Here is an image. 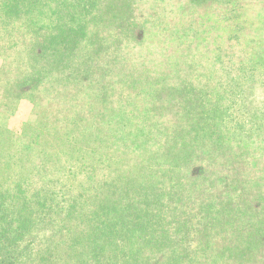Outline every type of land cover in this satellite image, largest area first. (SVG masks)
Instances as JSON below:
<instances>
[{"label": "trees", "instance_id": "trees-1", "mask_svg": "<svg viewBox=\"0 0 264 264\" xmlns=\"http://www.w3.org/2000/svg\"><path fill=\"white\" fill-rule=\"evenodd\" d=\"M149 1L0 0V82L41 129L25 141L0 113V264H264V118L240 129L222 107L264 76V0H179L188 75L123 109L111 79L165 31ZM236 53L249 63L227 86L212 71ZM39 225L61 241L30 260Z\"/></svg>", "mask_w": 264, "mask_h": 264}, {"label": "rangeland", "instance_id": "rangeland-1", "mask_svg": "<svg viewBox=\"0 0 264 264\" xmlns=\"http://www.w3.org/2000/svg\"><path fill=\"white\" fill-rule=\"evenodd\" d=\"M152 4L154 6H150V1L143 4L145 8L144 18L150 19L151 22L159 23V29L163 28L165 31H163V34H159L160 32L153 33V36H150L151 40L149 42H145L148 41L147 38L143 40L144 43L135 42L130 45L127 56L129 64L124 62V65L130 69L133 67L131 65L135 63L138 68L136 71L133 70L126 75V82L128 81L129 83L126 91L124 90L126 82L124 83V79L120 81V76H114L110 81L108 93L110 96H113L115 101L117 97L126 98L130 93V97L120 102L119 107L123 109L135 107L134 104L136 102H144L147 96H152L146 83H151L153 79L158 78L167 82L183 78L184 73L188 75V58H190L188 56V15L183 10L180 11L179 7L182 4L179 0H156ZM168 30L172 31L173 34L175 31H178V36L183 32L186 33H184L185 36L183 35L181 40L178 37L176 40L177 35H173L171 38V36L167 35ZM233 56L226 67L225 65L221 66L223 71L225 68L227 69L226 74H222L220 72L221 69L218 70L220 66L219 61L216 62L217 68L215 67L216 69L212 71L219 77L225 78L227 86H236V81L241 80L240 76L242 75L244 65L247 67L249 63L246 60L244 61V59L241 60V57L237 53L233 54ZM204 59L206 64L210 60L209 56ZM206 70H201V73H207L205 72ZM254 79L253 81L250 80L251 85L246 86L248 96L241 93L240 89H238V94L235 96L232 94L222 96L225 99L222 107L225 109L227 117H237L236 120L242 122L238 125L240 129H249L251 126L260 123V121L253 120H258V118L263 120L264 118V76L259 73L258 78ZM123 93L126 95L121 96ZM205 97L202 100H206ZM193 98L198 100L197 96H193ZM0 113L3 115L1 118L2 122L6 124L9 130L16 133L15 136L18 138L22 137L25 141L29 139L38 141L37 136L41 129L38 126L31 125V122L37 118L34 114L33 102L28 97L16 96L15 91L10 92L8 88L4 89L1 82ZM248 119L251 121L247 122ZM37 229L34 233V228L30 231L22 246L24 248L22 251L29 254L30 260L36 259L40 254H47L51 250L55 251L53 240L56 243L61 241L58 235L49 234V227L39 225Z\"/></svg>", "mask_w": 264, "mask_h": 264}]
</instances>
